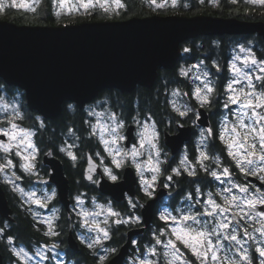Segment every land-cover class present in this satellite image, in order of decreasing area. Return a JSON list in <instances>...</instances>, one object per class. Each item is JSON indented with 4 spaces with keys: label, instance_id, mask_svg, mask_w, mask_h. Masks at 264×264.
I'll return each instance as SVG.
<instances>
[{
    "label": "snow or ice",
    "instance_id": "6c2138e0",
    "mask_svg": "<svg viewBox=\"0 0 264 264\" xmlns=\"http://www.w3.org/2000/svg\"><path fill=\"white\" fill-rule=\"evenodd\" d=\"M147 2L153 10L165 9L169 4L172 9L189 7L187 3L181 5L180 0ZM207 2L219 7V0ZM41 3L42 0H32L30 6L26 0H21L19 4L17 0H0V15H7L9 8H25L35 13ZM199 3L203 5L206 0H199ZM230 3L238 5L241 0H230ZM243 3L264 7V0H243ZM52 4L59 9L55 12L57 17L65 11L83 16L100 12L105 16L116 17L121 15V10L127 11L124 0H52ZM237 47L238 53L229 62L232 77L224 86L223 107L229 114L222 117L218 129L209 126L200 130L199 143L202 147L197 149L198 155L194 162L184 155L176 167H171L160 144L157 122L151 115L143 120L132 118L137 127L136 140L131 147L126 148L121 144L128 140V136L123 134L127 128L125 120L110 108L99 112L92 106L87 109L89 117L98 118L95 123L84 121L88 125L89 137L98 138L103 152L110 159L109 165L104 163L103 157L97 163L94 156H86L88 166L83 178L91 184L98 186L101 183L97 179L98 168L102 169L103 176L112 184H118L121 173L132 168L139 178L138 191L143 193L146 202L158 198V189H170L176 177L185 173L195 177L198 170L226 185L215 193H204L197 186L195 195L187 193L184 207H163L158 210L156 218L163 222V226L152 230L151 241L142 248L139 241H130L135 254L128 258L127 264H264V58H258L251 46L240 44ZM183 51L189 53L191 49L184 47ZM203 65L204 61H200L180 68L179 74L185 78L193 70L200 72L201 75L195 76L199 83L191 93L182 92L179 88L173 89L172 96L191 95L199 108L211 112L217 102L218 90L209 79L210 71ZM211 67L216 72L221 71L216 61L212 62ZM169 104L178 118H194L193 122L200 118V112L187 104L181 105L176 100H170ZM68 107L71 109L73 106ZM100 118H106V122L101 123ZM25 120H33V125L39 129L46 128L41 116L30 117L20 102H8L0 96V183L18 194L31 212L33 204L47 208L57 197V191L53 188L38 197L35 191L26 190L19 183L25 176H35L42 183H48L38 170L41 149L35 139L36 127L24 126ZM67 135L73 142L65 140L58 151L76 167L85 158L78 155L79 145L75 142L81 137L73 128L68 129ZM213 138L224 145L222 151L231 161L230 165H226L220 155L210 150L208 142ZM44 154L53 156L54 152L48 150ZM143 156H147V159H141ZM95 157H101V153L97 151ZM165 164H169V167H164ZM234 170L245 178L255 177L260 182L259 186L247 180L236 182L233 179ZM85 195L80 193L74 197L72 211L78 218L79 227L88 233L78 234L77 239L90 250L95 257V264H118L116 257L119 256V247L110 246L108 242L113 240L121 226L131 228L143 225V219L136 214V209L144 205L129 196L127 208L130 211L125 215L116 210L111 201L100 203L93 197V209L88 210L84 207ZM32 215L36 223L45 226L43 236L57 239L62 236L63 230H58L56 224L58 217L39 218L38 212ZM3 238L4 229L0 228V239ZM6 243L16 257L15 264H47L53 255L56 264H66L55 253L60 247V243L55 240L50 245H39L32 252L16 246L15 237L11 235L6 237Z\"/></svg>",
    "mask_w": 264,
    "mask_h": 264
},
{
    "label": "flooded vegetation",
    "instance_id": "af4514ba",
    "mask_svg": "<svg viewBox=\"0 0 264 264\" xmlns=\"http://www.w3.org/2000/svg\"><path fill=\"white\" fill-rule=\"evenodd\" d=\"M47 3V6L50 7V13L52 15L53 21L47 23L39 24H53V25H63V24H74L80 22H91V21H104V20H126L133 16H145L153 13L157 14H179V15H197V14H208L198 12L202 7L212 6L211 3H206L201 5L199 0H180L181 5L187 3L188 8H183L182 6L177 9H172L171 7H166L162 10H153L149 6L147 0H124L127 5V11L121 10V15L116 16H105L100 12L94 13L90 16H83L80 14L72 13L68 14L66 11L60 17L55 15V12L59 10L57 7L53 6L52 0H42ZM41 5V4H40ZM37 9H39V6ZM240 3L234 5L228 2H220L219 7H226V13L229 15H217L224 17H236L244 20H260L254 18H245L239 17L238 15H254L256 8L260 5H248L243 3V6L249 9V11H239ZM67 7V6H66ZM146 9L149 10V13L145 14ZM10 10H20L32 12L23 8H9ZM215 15V14H211ZM4 15H0V18ZM244 44L251 46L258 58H263L258 55L255 50L256 43L251 41V38L247 34H236V33H222V34H200L195 37L187 38L179 44V56L173 67L172 76L170 81L162 82L159 85V88L155 91V98L158 101L157 106H155L154 114L144 111V106L142 104V93L139 90V85L137 84L131 91H122L118 88L111 87L101 90L95 98L85 103L81 108L76 103L71 101H65L62 103L61 112L56 117L50 118L45 117L40 114L35 109H30L26 103L24 91L17 86H5L3 85L0 88V96L4 97L8 102L18 101L21 103L24 111L30 116L35 117L37 115L41 116L46 124V128L39 129L38 126L33 125V120H25L24 126H34L37 130V135L35 137L36 142L38 143L41 149V155L38 158V170L40 176L47 180L48 183H42L37 177L25 176L22 181L19 183L25 189L34 188L42 189L48 188L56 189L57 197L52 201L47 208H40L39 206L33 204L31 206V212L28 210V205L22 203L21 198L18 194L11 191L10 187L1 183L3 186L6 196L12 200L11 216L13 220L10 222L13 225L10 227L12 230L11 235L15 237V245L20 247H25L27 250H34L35 245L41 244H51L54 240L57 243H60V247L55 250V253H58L60 259L66 262V264H95V257L91 254L84 245L80 244L77 239L78 234L87 235L85 229L79 227V221L75 213L72 211L73 205L75 203L74 197L80 193H85L84 196L85 204L84 207H89L88 210L93 209L92 198L96 197L100 203H106L111 201L113 207L116 210L121 211L123 214H127L130 210L127 208V198L129 196L135 198L140 204L144 205L146 203L143 198V193L139 192V178L133 169L136 182L134 183L133 192L125 191L123 197L119 200L113 198L109 194L101 192L97 185L91 184L89 181L83 178L85 169L87 168V155L94 156V159L97 163L103 157L104 163L110 165V159L107 158V153L103 152V146L99 144L97 137H89L88 125L84 123L86 120H91L93 123L98 119L97 117H89L87 115V109L92 106L96 108V111H103L106 108H110L112 111L116 112L117 115L121 116L125 120L127 127L132 125V136L128 142H121L123 147L129 148L136 140V131L137 127L133 123L132 118L137 117L138 119L143 120L146 116L151 115L153 119L157 122V127L160 133V144L161 147L167 155V159L171 167H176L179 164V161L183 158L184 155H187L190 161H195L198 151L197 149L202 147L199 143L200 141V130L206 127H213L214 130L219 128L220 120L223 116L228 115V110L223 107L225 100L224 96V86L228 83L224 79V74H230L229 72V62L232 60L233 56L238 52V45ZM184 47H189L191 51L185 53L183 51ZM210 47L212 49H210ZM200 61H204L203 67H206L211 75L209 79L216 85L218 90L217 102L214 105L211 112L206 109L199 108V105L196 103L195 99L189 96H179L173 97L172 90L179 88L182 92L191 93V90L198 84L190 80V74L188 78H185L179 74L180 68H186L190 65L197 64ZM216 61L221 67L220 72H216L214 68L211 67L212 62ZM159 71V69H158ZM196 71V70H194ZM229 78V76H228ZM170 100H176L179 104H187L194 109H197L200 112V118L194 121L189 118H178L175 112L172 111L169 104ZM68 105L73 107L70 109ZM65 111V112H64ZM202 119V121H201ZM101 123L106 122V118H100ZM179 121V123H177ZM182 125V126H180ZM69 128L76 130V134L81 137L80 140L75 141L79 145L78 155L85 157L79 161L76 167L72 166L71 161L63 154L58 151V148L63 144L65 140H68L70 143L73 142L72 138L67 135ZM127 135L126 130L124 131ZM174 135H177L174 137ZM183 137L181 142L178 143L179 137ZM210 150L215 155H220L224 160L226 165H230L231 161L226 158V153L222 151L224 145L218 140L213 138L209 142ZM214 145V147H211ZM48 150H53V156H47L46 153ZM99 151L101 157H95V153ZM144 157V156H143ZM60 162L63 175L65 176L68 184L66 198L62 199L58 193L56 182L51 179V166L52 164H57ZM169 164H165L164 167H169ZM125 171V170H124ZM124 171L121 173V179L123 178ZM170 171V169H169ZM97 179H99L102 174V169H97ZM53 178V176H52ZM233 179L238 183H243L247 180L250 183L256 184L259 186L260 182L255 177H243L234 170ZM199 186L204 193L209 191L215 193L219 191L220 188L226 186L221 184L218 181H215L212 177L207 176L202 171H197L195 177H189L186 173L180 177L175 178V182L170 189H158V198L154 201L152 210L150 212H143V207H138L136 209V214L140 215L143 219L142 226H133L128 228L127 226H121L119 231H117L113 237L112 241H109L110 246L120 247L127 241L128 232L131 229H139L135 234L130 238V241L135 239L140 242L141 248L148 244L151 241V232L153 229L163 226V222L158 221L156 218V212L162 210L163 207H169L170 209L182 208L186 203V195L189 192H192L195 195V189ZM41 197L44 195L41 193V190L38 192ZM219 199V197H217ZM78 210V209H77ZM33 212H42L43 218L56 216V224L59 226L58 230H63V234L60 238H48L43 236V231H45V226L43 224L36 223L33 219ZM145 215L148 217V222L145 220ZM25 219L32 225V230L39 228L40 230L34 231L30 237H25L29 239V242L23 240V237L20 235V227ZM41 218V217H39ZM5 219V218H4ZM7 227L9 228V220L5 221ZM36 227H33V225ZM0 228H2L0 226ZM34 228V229H33ZM7 237V236H6ZM6 237L5 243H6ZM74 238L76 241V248H73L69 239ZM5 248V254L8 255L6 258L3 257L4 264H14L16 262V257H14L10 251L9 246L6 243V246L2 245ZM135 254L134 247L130 243L128 252L123 259L122 264H127L128 258ZM55 255L50 259L47 264H56Z\"/></svg>",
    "mask_w": 264,
    "mask_h": 264
},
{
    "label": "water",
    "instance_id": "95a60500",
    "mask_svg": "<svg viewBox=\"0 0 264 264\" xmlns=\"http://www.w3.org/2000/svg\"><path fill=\"white\" fill-rule=\"evenodd\" d=\"M222 33H257L264 40V21L170 13L63 25L17 23L0 18V78L24 91L30 109L53 118L61 112L63 102L71 101L82 108L105 88L131 91L137 84L150 87L159 68L175 64L180 42L200 34ZM132 130V125L126 128L128 140ZM51 169V179L64 199L68 184L60 162L52 164ZM99 180V190L119 200L126 190L133 192L136 176L132 168H127L118 184L104 176ZM153 203L147 201L143 212H150ZM11 213L0 183V216L11 221ZM145 220H149L146 215ZM138 230L128 232L116 257L118 264H122L130 238ZM69 243L76 248L74 238ZM0 264H4L1 251Z\"/></svg>",
    "mask_w": 264,
    "mask_h": 264
},
{
    "label": "trees",
    "instance_id": "16d2710c",
    "mask_svg": "<svg viewBox=\"0 0 264 264\" xmlns=\"http://www.w3.org/2000/svg\"><path fill=\"white\" fill-rule=\"evenodd\" d=\"M220 2H230V0H219ZM240 7H239V11H245V7L243 6V0H241L240 3ZM226 7H214V6H208V7H202L198 10V12H202V13H208V14H215V15H229V13H226ZM149 13V10L146 9L145 14ZM239 17H245V18H254V19H260L264 21V7L262 6H258L256 8V12L254 13V15H238ZM1 19H8L17 23H29V24H39V23H47L50 21H53L52 15L50 13V7L47 6V3L44 1L43 3H41V5L39 6V9L37 10V12L33 13V12H27V11H20V10H10L8 11L7 15H4L1 17ZM247 36L249 38H252L254 40V42L256 43L255 46V50L257 51L258 55L264 58V40L262 39V37L260 35H258L257 33L254 34H247ZM210 49H212L210 47ZM171 76H172V70L170 68H159L157 77L154 81V83L150 86V87H146V86H139V90L142 93V96L144 99H142V104L144 106V111L145 112H150L151 114H154L155 111V106H157L158 101L155 98V91L156 89L159 88V85L162 82L165 81H170L171 80ZM224 79L226 80L228 78V74H224ZM5 85V86H13V85H7L2 78H0V88ZM65 112V111H64ZM8 202L11 205L12 204V200L9 197V195L7 196ZM6 219L2 218L0 216V226L4 229V237L8 236V234H11L12 230L10 229V227L13 225L12 222L9 221L8 224H10L9 228L5 227V222ZM34 229V228H33ZM20 232H21V236L23 237V240H25L26 242H29L28 238L25 237H30L31 234L34 233V231L36 232V230L34 229V231L32 230V225L31 223L28 221V219L24 218V221L20 227ZM6 246L5 243V238L0 239V251L3 255V257H7L8 255L5 254V248L2 246Z\"/></svg>",
    "mask_w": 264,
    "mask_h": 264
},
{
    "label": "rangeland",
    "instance_id": "374dc122",
    "mask_svg": "<svg viewBox=\"0 0 264 264\" xmlns=\"http://www.w3.org/2000/svg\"><path fill=\"white\" fill-rule=\"evenodd\" d=\"M6 2H10V0H6ZM20 2H21V0H17V4H19ZM26 2H28V3L30 4V6H31L32 0H26ZM168 7H170V4H169ZM23 9H25V8H23ZM251 41L254 43V40H253L252 38H251ZM237 53H238V52H236V54H237ZM196 75H201V73L193 70V72H191V74H190V80L194 81L195 83L199 82V81H196V80H195V76H196ZM231 77H232V74L230 73V74H229V78H227L226 81L228 82L229 79H230ZM234 110H235V106H233V111H234ZM141 159L146 160V159H147V156L141 157ZM146 175H147V173H146ZM26 190H29V191H35L38 197H41V195L38 194L39 190H41V193H42V194H44L45 192H50V190H49L48 188L42 189V186L40 187V189H36V190H34V188H31V189H26ZM85 208H86V209H89L88 206L85 207ZM39 213H40V217L43 218L42 212H39ZM38 246H39V245H35L34 250H35ZM34 250H29V251L32 252V251H34ZM55 261H56V258H55ZM14 264H15V263H14Z\"/></svg>",
    "mask_w": 264,
    "mask_h": 264
}]
</instances>
